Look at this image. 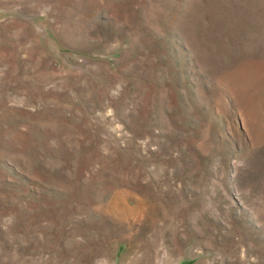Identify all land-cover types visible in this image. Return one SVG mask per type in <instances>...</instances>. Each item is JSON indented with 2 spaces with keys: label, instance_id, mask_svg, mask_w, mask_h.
Returning <instances> with one entry per match:
<instances>
[{
  "label": "rangeland",
  "instance_id": "obj_1",
  "mask_svg": "<svg viewBox=\"0 0 264 264\" xmlns=\"http://www.w3.org/2000/svg\"><path fill=\"white\" fill-rule=\"evenodd\" d=\"M0 264H264V0H0Z\"/></svg>",
  "mask_w": 264,
  "mask_h": 264
}]
</instances>
